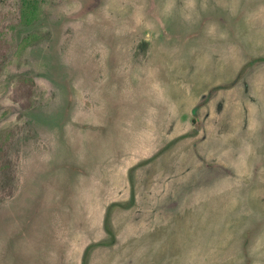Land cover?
I'll return each instance as SVG.
<instances>
[{
    "label": "rangeland",
    "instance_id": "374dc122",
    "mask_svg": "<svg viewBox=\"0 0 264 264\" xmlns=\"http://www.w3.org/2000/svg\"><path fill=\"white\" fill-rule=\"evenodd\" d=\"M40 2L0 0V264H264V0Z\"/></svg>",
    "mask_w": 264,
    "mask_h": 264
},
{
    "label": "trees",
    "instance_id": "16d2710c",
    "mask_svg": "<svg viewBox=\"0 0 264 264\" xmlns=\"http://www.w3.org/2000/svg\"><path fill=\"white\" fill-rule=\"evenodd\" d=\"M43 13V8L41 6L40 0H20V22L23 24H32L36 20H38ZM36 33H32L25 38L22 39L20 43L21 49L24 48L25 46L29 45L32 40L31 38H37ZM20 84L23 85L28 92L27 98H22V102H20L21 105L30 107L32 102H31V96H32V87H33V80L31 78H21L20 79Z\"/></svg>",
    "mask_w": 264,
    "mask_h": 264
}]
</instances>
